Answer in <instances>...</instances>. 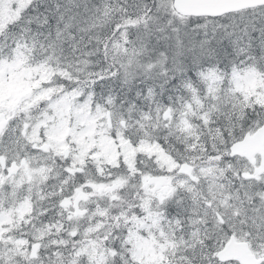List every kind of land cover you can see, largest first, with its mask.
<instances>
[{
	"label": "snow or ice",
	"instance_id": "1",
	"mask_svg": "<svg viewBox=\"0 0 264 264\" xmlns=\"http://www.w3.org/2000/svg\"><path fill=\"white\" fill-rule=\"evenodd\" d=\"M0 264H264V0H0Z\"/></svg>",
	"mask_w": 264,
	"mask_h": 264
}]
</instances>
